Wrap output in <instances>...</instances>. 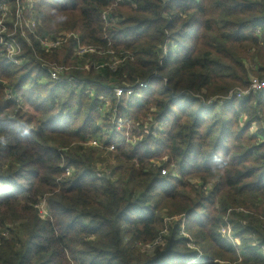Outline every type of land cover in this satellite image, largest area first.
Instances as JSON below:
<instances>
[{
  "label": "trees",
  "instance_id": "obj_1",
  "mask_svg": "<svg viewBox=\"0 0 264 264\" xmlns=\"http://www.w3.org/2000/svg\"><path fill=\"white\" fill-rule=\"evenodd\" d=\"M115 1L0 0L11 5L10 18L16 4L25 2L18 9L28 21L41 23L27 30L26 40L19 34L13 39L21 65L0 58V264H264L252 240L248 246L241 238L249 232L264 245L263 220L236 223L233 231L242 248H234L220 234L226 215L213 208L217 199L222 208L247 205L241 196L264 203V91L224 103L220 110L239 109L231 116L214 111L218 104L203 102L247 86L253 71L249 60L264 70V0ZM109 8L119 21L107 29L102 14ZM54 23L77 34L81 45L104 53L90 55L100 67L72 71L71 83L54 82L35 56L55 54L52 58L61 56L56 62L65 65L72 56L75 64L85 58L74 55L73 40L52 54L41 49L36 38L54 33L48 31ZM120 53L133 59L112 70ZM141 82L148 83L141 97L120 99L117 107L122 117L141 123V138L134 147H114L115 158L127 162L114 168L118 181L96 179V157L106 149L95 151L84 143L103 140L110 124L101 126L107 121L95 109L99 102L88 101L83 88L91 85L87 91L95 90L99 98L112 95L102 85ZM25 87L30 93H22ZM48 90L44 99L40 94ZM57 90L69 94L64 102ZM110 143L108 137L103 145ZM150 159L164 163L151 167ZM63 166L71 168L70 177ZM216 176L219 185L211 193L198 186L195 200L181 203L186 191L194 192L186 179ZM157 186L162 189L156 192ZM181 226L192 235H181ZM157 239L162 248L144 256L139 247Z\"/></svg>",
  "mask_w": 264,
  "mask_h": 264
},
{
  "label": "rangeland",
  "instance_id": "obj_2",
  "mask_svg": "<svg viewBox=\"0 0 264 264\" xmlns=\"http://www.w3.org/2000/svg\"><path fill=\"white\" fill-rule=\"evenodd\" d=\"M47 1L53 2L54 0H47ZM55 2H57V1H55ZM127 2L125 0L124 2L119 3V4H127ZM23 5H26L25 2H23L22 4L21 3L16 4L15 17H12V18L7 16V14H6L7 10H8V12H10V9L12 8L11 5H9V4H7L6 6L2 5L4 10L6 8V11H5V15L2 17L1 23H2V25H6V27L0 28V58H4L5 60H8V62H10V63H12L11 60H16L20 54L18 46L14 43L15 36H18V34H19V36L21 38H24L26 40L27 30H29V29L30 30H37L38 28L41 27V23L39 20L36 21L34 18H31V20L28 21L29 18L26 16L25 11L23 9H18V7L22 8ZM110 10H113V9L110 8ZM20 13H23V15L20 16ZM33 23H35V26L32 25ZM48 31H54V33L46 32L45 34L38 36L36 39L38 41H40L41 39H43L45 37H48L50 35L56 36L60 33L61 34L65 33L64 34L65 38L68 35L66 33L67 30L59 28L57 23H54L52 29L48 30ZM263 47H264V45H263ZM59 50H57V51H59ZM47 54H52V53H47ZM62 54L65 55L64 53H62ZM54 55L55 54L48 55V56H45L44 58L41 57L40 55H37V56H35V62H37L41 67V64L48 66V64H55V63H58L59 60H62L61 56L60 57L56 56L57 59L52 58V57H54ZM73 57L74 56L68 58V62H67L68 64L66 65L67 70L65 71V76H64L63 80H60V81L53 80L54 82L68 83L66 81L73 77L72 71L75 70L74 69L75 63L73 61L74 60ZM17 61H19V60H17ZM56 61H58V62H56ZM249 62L252 65L251 66L252 68L251 67H249V68L253 71H250L248 81L251 83H253V82L259 83V81L261 79H264V70L262 69V66L259 63H257L256 60H254V61L249 60L248 64H249ZM19 65H21V63H19L17 66H19ZM259 66L261 68H259ZM2 68H4V62L0 64V69H2ZM84 71H86V70H84ZM46 81H47V79H45V78L42 79L43 83H45ZM102 86H103L104 90H107V92L111 93L112 95L111 96H100L99 98H95V90H93L92 92L87 91V87H85V89L83 88V90H84L83 92L87 95L88 101L99 102L95 109L98 112L99 116L101 118H105L107 121V123H102L101 126H105L107 124H110V128L108 131L104 132L103 140H101L100 138L90 139L86 143H84V145L87 148L91 147V149H94L95 151L96 150L101 151L100 148L106 149L105 153L102 152V153L97 154L96 160L98 158L99 159L95 163L94 177L96 179L104 178L105 180L118 181V178H119L118 175L120 172L118 174L115 173L114 168L117 166V164H118V166L119 165L125 166L127 164V162L125 160H118V158H115L116 157L115 152H117V150H115L114 147L116 145L134 147L137 144L136 143L137 140L139 138H141V136H140L141 128L140 127L137 128L135 126H132L130 124V122L132 123L134 121H132L131 119H129L130 121L124 120V121L119 122V119L124 115V114L120 115L119 108H117L119 105V100L123 99V101L126 102V99L129 97L127 95H123L122 97L117 98L115 95V91L113 90V85L111 83L106 84V85H102ZM249 86H250V83L245 87L244 86L242 87V85H239L236 88L230 89L227 92L228 94L227 95L225 94V95L228 96L229 93L235 94L236 89H239L241 92H247L248 91L247 89L249 88ZM155 88L160 89V86H155ZM143 91L141 92L140 96L142 95ZM49 92H50L49 90L48 91H42L40 95L42 97H44V99H46V97L49 95ZM77 92H79V91H77ZM22 93H30V88L25 87L22 90ZM60 94H62V92L57 90L56 96L59 95V97H58L59 102H64L65 99L67 98V95L69 96V94H66V95H60ZM52 95H55V94H52ZM225 95H215V96L206 98L205 100H203L201 94H197L196 97L203 100V102H205V105H209V103L214 104V105L218 104L220 107H216V109L214 110L218 113L224 112L225 113L224 115H227V116H231L234 112H239L238 114H240V111L238 108H236V109L227 108V109L220 110L221 106L224 105V102L222 100L225 99V97H226ZM250 95H255V94L251 93ZM15 98H17V97L15 96ZM258 98H259V95L255 97L256 100ZM21 100L22 99H19L18 101L23 102ZM40 102H42V100ZM50 102H53V101H50ZM261 107H263V110H264V104H262ZM55 114H57V111H56V113H54V115ZM85 114L86 113H83L80 115V117L78 118L77 124H79L80 121L85 117ZM54 115H52V116H54ZM245 120H246V118H245V116H243L241 123H240V126L241 125L243 126L242 122H244ZM72 123L75 124L76 122L72 121ZM148 124H149V122H148ZM154 126L158 129L162 130V124L161 123L154 122L153 127ZM150 128H151V125H150L149 129ZM204 128H206V127H204ZM255 130H256V126L254 125L252 132H255ZM134 132H136L135 133L136 134V136H135L136 140L132 141L131 135ZM249 134H251V133H249ZM108 137L111 140V143L109 146H104L103 142L107 141ZM214 140H215V137H212L208 142H211L210 144L212 145ZM234 144H235V142H234ZM162 160L165 162L168 161V159L166 157L162 158ZM162 160L161 159H150V160H148L147 165H151V167H152V165L153 166H155V165L161 166V164L164 163ZM136 166H138V164H136ZM171 166H172V164L169 165V168ZM63 167H66V166H63ZM167 171H168V169L166 167L165 170H163L162 172L164 173ZM174 175L175 174H173V176ZM185 183H186V185H189V188L193 189L194 192L187 193L188 191H186V193H184L182 195L181 203H184L185 202L184 200L186 198H188L189 200H195V197H196L195 192L200 193V189L198 186H202V190L207 191V194L211 193V190L213 191V189H215L219 185V179L217 176L214 178H207L205 181H201L198 178H188V179H186ZM161 189H162L161 186H157L154 189V191L157 192ZM244 199L246 200V203L248 202V204L245 206H241V205L232 206V205L228 204L225 206V208H222V200L221 199L216 200V202L213 206L214 211L216 213L218 212L222 215L225 214L226 218H227L224 221L223 225L220 227V234L226 240V242L232 244L234 246V248H235V246H239L240 248H242V246H241V240L242 239L241 238L246 240L245 243L248 246H250V243L252 240V245L253 246L255 245L258 248L257 250L260 251L261 255H264V245L260 241H256L257 239L254 236H252L251 233H249V232L244 233L240 239H238L236 237V234H234L233 227H235L236 223H239L240 221H242V219L243 220L246 219V221L243 222L244 226H248V225L253 224L255 222V220H257V219H259L261 221L263 220L262 222H264V203H263V200L261 198H258V197H256L255 199H248V198H245L244 196L239 197V201H242ZM166 206H167V202H166ZM39 211H40L41 216L44 219L47 218V211H46L45 204L43 202L39 206ZM199 212H201V211H199ZM161 215L162 216L166 215L165 218L168 216V214L164 211H162ZM222 215H220V216H222ZM248 216H250V218H247ZM168 218H170V217H168ZM195 218L196 217L193 216V217H190L189 220H193ZM167 221L169 222L170 219H168ZM260 225L262 226V224H260ZM184 231H185L184 227L181 226V228H180V234L181 235H184L187 237H190L192 235V233L189 234V233H185ZM162 242L163 241L161 239H157L150 244L143 245V246L139 247V250L144 256L152 257L155 255V252H157V250L159 248H162V246H163ZM190 247L194 248L193 244H191ZM190 263H192V262H190Z\"/></svg>",
  "mask_w": 264,
  "mask_h": 264
},
{
  "label": "built area",
  "instance_id": "obj_3",
  "mask_svg": "<svg viewBox=\"0 0 264 264\" xmlns=\"http://www.w3.org/2000/svg\"><path fill=\"white\" fill-rule=\"evenodd\" d=\"M124 1L125 0H116L115 5L122 3ZM127 1L128 0H126V2ZM167 1H169V0H166V2ZM3 4L4 3L0 4V13L2 12L1 17H0V28H4V25H2L1 21H2V17L5 15L6 8H5V10L3 9V7H2ZM3 6H5V5H3ZM7 12H8V10L6 11V14H7ZM118 21H119L118 17L113 14V10H110V8H109V10L105 11L102 14V22L104 23V25L107 29L112 27ZM32 25L35 26V23H33ZM66 33L68 34L66 36V38L64 36L65 33H62V34L60 33L56 36L50 35L48 37L41 39L40 40L41 49L46 53L58 52L57 50H59L61 47L62 48L60 50H62L63 47L66 44H68V41L73 40V41H75L74 55L77 57H81V58L85 56L83 62L75 64L74 69L77 71H84V70H87L90 66H93L94 69H98L100 66L96 65L93 61H91L90 55H104V53H102V52H100L97 49H94L92 47H86V46L81 45L79 42V37L77 34H74L71 32H66ZM108 53L113 55V53L111 51H109ZM114 58H115L114 63L111 65L112 70L115 69V66L117 64H120V63H122L128 59L132 60L133 54H131V53H120L118 56H114ZM11 61L16 65H18L20 63V61H17V60H11ZM41 68L49 73V76L52 80H56V81L63 80V78L65 76V71L67 70L66 65L61 64V63L48 64V66L41 64ZM66 82H68V83L74 82V78L72 77L71 79H68ZM82 85H84V83ZM90 86L91 85H87V89L88 88L93 89V87H90ZM147 88H148L147 82L137 83V84L127 86L124 88L113 86V90L115 91V95L117 98H120L123 95H127L129 98H132V99H137V98L141 97L140 96L141 92ZM247 90H248L247 92H241L239 89H236L235 94L229 93V95L226 96L225 99L222 101L224 103L230 102L232 99L238 100V101H243L251 93L257 94V93L263 92L264 91V79L260 80L259 83H257V82L251 83L250 82V86ZM92 91H90V92H92ZM209 105H211V103H209ZM124 120H129V119L125 118V117H121L119 119V122L124 121ZM130 124L132 126L137 127V128L140 127V125H141L140 123H133V122L132 123L130 122ZM146 131H144V132L148 133ZM132 141H134V140H132ZM101 149H103V148H101ZM62 168L64 170V175L66 177H70L72 175L71 168H69V167L68 168L62 167Z\"/></svg>",
  "mask_w": 264,
  "mask_h": 264
}]
</instances>
